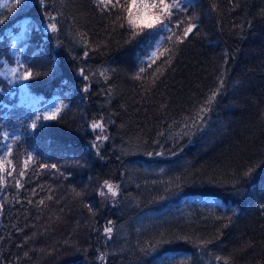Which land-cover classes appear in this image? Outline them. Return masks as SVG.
Here are the masks:
<instances>
[{
	"label": "trees",
	"instance_id": "16d2710c",
	"mask_svg": "<svg viewBox=\"0 0 264 264\" xmlns=\"http://www.w3.org/2000/svg\"><path fill=\"white\" fill-rule=\"evenodd\" d=\"M6 5L0 145L13 151L0 147V159L13 175L0 173V264H264V0H183L151 67L164 30L133 39L114 23L126 12L97 0ZM41 15L55 17L56 32ZM189 16L198 27L178 43ZM21 65L33 78L19 83L9 70ZM61 102L55 120L31 127ZM96 120L108 139L96 141ZM106 180L119 185L115 197ZM200 194L221 195L226 208L196 205Z\"/></svg>",
	"mask_w": 264,
	"mask_h": 264
},
{
	"label": "snow or ice",
	"instance_id": "6c2138e0",
	"mask_svg": "<svg viewBox=\"0 0 264 264\" xmlns=\"http://www.w3.org/2000/svg\"><path fill=\"white\" fill-rule=\"evenodd\" d=\"M21 3V0H16V4ZM41 4L45 3V0H40ZM97 6L101 8L102 11H122L126 12V16H117L116 21L114 23H119L120 27H124L125 24L128 26V28L131 30V38H136L137 36L144 34L147 35L148 33L146 30H152V31H159V30H165L170 31L169 25L172 23V17L174 14L183 13L186 12L187 9L183 5V0H128L127 4H122L121 0H97ZM5 7H8L9 10H11L12 5H5ZM215 7V5H213ZM49 21H54L55 17H52L51 15L48 16ZM194 18L189 16L187 17V26L183 28V34L182 36H177V42L182 43L183 39L188 37L189 34L193 33L194 29L198 27L196 23H193L192 20ZM185 21L183 20H177L176 27L180 28ZM48 29H50L52 32L57 31V24L55 22H49L47 24ZM169 51V50H165ZM85 56L88 55V52L86 51L84 53ZM158 54L156 51H153L150 56L147 57L148 66L151 67L152 64L156 62V59H158ZM169 63L171 60L169 59ZM23 69V65L20 66V68H11L9 71L12 74H16L19 72V75H15L16 80H23V81H29L33 78V72L31 68H27L26 70ZM145 68L140 69V73L145 72ZM157 72H159V69H157ZM81 74H83V70H81ZM104 73L101 72L100 75H103ZM38 75V74H37ZM155 76V73L153 74ZM136 78H140V75L137 74ZM87 79V77H85ZM154 83V81H153ZM220 83L222 84L223 81L221 80ZM87 86L84 88V91H87ZM219 89H216L211 92V95L207 101H205V106L199 110V113H202L204 111L208 110V107L210 106L211 102L214 101L215 97L218 95ZM66 107L61 102L58 106L54 108V110H49L46 112L42 117L40 115L36 116V119L33 120L31 127L33 129L38 127V121L43 119L44 121H50L55 120L57 118V115L60 113L61 108ZM198 113V114H199ZM196 121H193V125H195ZM93 130H101L103 132L104 125L102 121H96L93 122L91 125ZM2 137L4 141H8L9 139L17 140L18 137H10V134L8 132H3ZM108 139L105 135H98L96 136V141L99 142L101 140ZM0 147L7 149V154H11L13 149L10 144L3 143L0 145ZM98 147V144H97ZM149 155H152V153H149ZM32 157L28 156L27 160H31ZM27 160L25 161V167L27 166ZM42 168H48L51 167L53 169L57 168V165H40ZM8 177H11L13 175L12 171H8L5 166V160L0 159V173H5ZM249 173H245V175H248ZM19 176L22 178L25 176V171L21 170L19 172ZM5 183L4 177L0 176V185H3ZM16 185L20 187V181L16 180ZM104 186L107 189V192L110 193L113 197L117 195L119 185H114L110 183L109 181H104ZM104 193L102 192L101 195ZM77 196L80 195L79 192L76 193ZM51 198V197H49ZM31 202V201H29ZM39 203L43 204V200L39 201ZM2 207V205H0ZM89 207V211H91V206ZM261 207H264L262 205ZM112 222L109 221L108 226L104 228V232L111 236L113 232V228L111 226ZM211 243L210 240L208 241H201V244L206 245ZM27 255V253H25ZM100 259H104L103 256L100 257ZM217 260H225V264H227V260L222 257H216Z\"/></svg>",
	"mask_w": 264,
	"mask_h": 264
},
{
	"label": "rangeland",
	"instance_id": "374dc122",
	"mask_svg": "<svg viewBox=\"0 0 264 264\" xmlns=\"http://www.w3.org/2000/svg\"><path fill=\"white\" fill-rule=\"evenodd\" d=\"M9 1H11V0H0V9H1L6 3H8ZM169 2H171V0H169ZM48 16H49V15H41V16L37 19V23L39 22V23L41 24V26H42V28H43L44 31H51L50 29H48L47 24H48L49 22H55V20H54V21H49ZM52 17H54V16H52ZM26 21H27V19H23L20 30H19L17 33H14L13 37H11V40L13 41V44H16L18 41H20V40L25 36V34H26V32H27V29H28V24H27ZM55 23H56V22H55ZM57 28H58V27H57ZM169 33H170V31H165V30H164L163 34H162L161 36H158V37H157V39H156V41H155V43H154V45H153V48L149 51L148 56H150L151 53H152L153 51H156L157 54H158V52H159V51L161 50V48H162V44H163L164 40L166 39V37H168ZM16 50H18L17 46H14V45H13V47H12V49H11V54H12V55H15V56H20L19 54L16 53ZM11 68H16V67H11ZM10 74H11L12 76H15L17 73L14 75V74H12V73L10 72ZM14 80L17 82V80H16L15 78H14ZM14 80H13V81H14ZM19 83H22L21 80H20ZM22 89H24V85H23V84H21L20 90L18 91L19 95H20V92H21ZM21 96H22V95H21ZM23 99H25L24 96H22V100H23ZM20 100H21V99H20ZM55 102H56V101H55ZM53 105H54V104H53ZM96 121H98V120H96ZM96 121H92V122L90 123V125H89V129L92 131L93 135L95 136V139H96V136H98V135H105V136L108 137L105 127H104L103 132H101V130H99V129H97V130H93V129H92L91 125H92L93 122H96ZM17 135H18L17 133H14L13 136H14V137H17ZM7 143L11 145V141H9V142H7ZM4 154L7 155V149H4ZM206 199H208V201L212 202L213 204H219V203H220V201H219L217 198H215V197H206V198L202 197V198H201V200H206ZM207 261H209V259H208Z\"/></svg>",
	"mask_w": 264,
	"mask_h": 264
},
{
	"label": "bare ground",
	"instance_id": "6f19581e",
	"mask_svg": "<svg viewBox=\"0 0 264 264\" xmlns=\"http://www.w3.org/2000/svg\"><path fill=\"white\" fill-rule=\"evenodd\" d=\"M197 136H196V138H198L200 140V138H199L200 135L198 134ZM192 141H193V139H192ZM202 197H204V198H206V197H215V198H217L220 201V203L219 204H213L212 202L208 201V199L201 200ZM194 203L196 205H198V206H212V207H214V206H220L221 208H226L225 201L221 197V195L218 196V195H212V194H200V195H198L196 197V199H194ZM230 208L232 209L233 206H231Z\"/></svg>",
	"mask_w": 264,
	"mask_h": 264
}]
</instances>
